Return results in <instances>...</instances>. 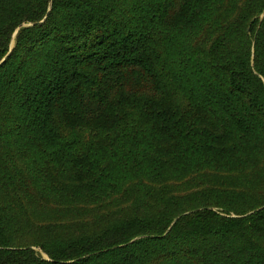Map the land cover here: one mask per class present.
Wrapping results in <instances>:
<instances>
[{
	"label": "trees",
	"instance_id": "16d2710c",
	"mask_svg": "<svg viewBox=\"0 0 264 264\" xmlns=\"http://www.w3.org/2000/svg\"><path fill=\"white\" fill-rule=\"evenodd\" d=\"M0 264H264V0H0Z\"/></svg>",
	"mask_w": 264,
	"mask_h": 264
},
{
	"label": "water",
	"instance_id": "95a60500",
	"mask_svg": "<svg viewBox=\"0 0 264 264\" xmlns=\"http://www.w3.org/2000/svg\"><path fill=\"white\" fill-rule=\"evenodd\" d=\"M4 61H5V60H4ZM4 61H3V62H4Z\"/></svg>",
	"mask_w": 264,
	"mask_h": 264
}]
</instances>
